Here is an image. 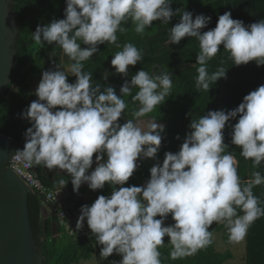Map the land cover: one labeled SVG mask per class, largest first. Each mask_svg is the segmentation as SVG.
Wrapping results in <instances>:
<instances>
[{"label":"clouds","instance_id":"obj_1","mask_svg":"<svg viewBox=\"0 0 264 264\" xmlns=\"http://www.w3.org/2000/svg\"><path fill=\"white\" fill-rule=\"evenodd\" d=\"M172 2L65 0L63 19L54 18L32 32L35 43L58 45L72 63L65 70L52 60L53 69L42 72L34 92L37 99L20 114L30 127L24 133L23 149L14 156L28 168L43 166L59 175L57 193L67 184L61 173L68 175L77 194L84 184L91 191L105 185L111 188L110 195L82 205L75 223L80 231L86 222L105 260L113 253L121 257L109 264H161L164 237L172 246L171 259L194 256L212 244L209 228L213 223L225 225L229 242L237 244L264 216V207L253 192L264 184V176L253 171L251 178L242 180L238 161L224 142V130L230 128L231 145L239 154L251 160L253 168L264 164V84L232 110L208 111L191 119L179 150L165 152L159 162L165 125L150 114L172 95V73L139 70L120 86L117 96L113 87L94 83L92 72L83 70L82 62L107 43L121 49L110 62L115 74L129 77V66L140 62L143 52L132 43L121 46L118 42L117 32L127 31L122 23L130 19L135 32L143 34L154 21L169 24L177 15L179 22L169 29L165 43L176 45L186 37L198 41V92H208L216 81L226 78L224 67L208 70L221 45L235 66L252 61L257 67L264 65V19L245 25L225 12L218 16L215 28L202 32L211 17L197 14L193 18L192 12L180 8L173 11ZM70 76L75 77L72 83ZM107 78L106 72L103 79ZM133 88L138 89L134 95ZM123 96H131L136 106L132 118L121 124L119 118L127 117L128 108ZM149 158L156 162L145 183L125 187L140 168L138 161ZM169 215L174 223L165 225Z\"/></svg>","mask_w":264,"mask_h":264},{"label":"trees","instance_id":"obj_2","mask_svg":"<svg viewBox=\"0 0 264 264\" xmlns=\"http://www.w3.org/2000/svg\"><path fill=\"white\" fill-rule=\"evenodd\" d=\"M10 7L18 28L15 42L17 59L7 88L0 92V133L6 134L14 143L20 145L25 141L26 129L30 127V124L22 119L20 114L33 100L37 99L33 90L35 78L43 71L53 69L52 60H55V66L59 68H64L72 61L64 55L58 45L46 43L40 45L32 39V32L38 25L43 26L54 18H64L65 0H11ZM170 7L173 11L178 8L190 11L193 13V18L197 14L211 17V22L201 30L202 32L215 28L218 16L225 12H230L233 19H239L245 25L264 19V0H173ZM179 19L178 15L174 16L169 24L154 21L143 34L135 32V25L129 19L121 25L127 31L117 32L118 42L121 46L125 43H132L143 52V59L135 66H129L128 79H131L132 75L142 69L150 74L170 71L173 75L172 95L158 108V111L150 114L157 118V121L165 123L164 139L157 154V160L160 162L163 161L165 152L179 150L186 132L189 131L188 125L191 119H198L208 111L232 110L242 102L245 95L264 84V65L257 67L252 61L246 65L235 66L229 53L221 45L220 51L208 62V70L209 73H212L219 67H224L227 69L226 78L216 81L208 92H198L195 87V79L198 75L196 69L199 67L196 64V56L200 51L198 41L195 38L186 37L176 45L166 46L165 43L169 36V29L177 24ZM81 47L86 46L81 45ZM119 50L121 49L107 43L99 45L98 52L93 54L92 59L82 62L83 70L92 72L94 83H100L102 87L110 86L103 79V71L109 59ZM184 64H186L185 67H183ZM153 65L156 66L153 68ZM108 79L121 84L125 82L121 75L115 74V69L112 66L108 71ZM74 81V76L68 77L69 83ZM14 89H18V91H14ZM114 89L116 90V88ZM136 91L138 89L133 88L132 95ZM122 98L128 105L125 110L127 119H131L130 113L136 105L132 102L131 96ZM119 122L123 124L121 119ZM235 122L233 120L231 123ZM230 131V128L224 130V142L229 145V149L226 151H231L235 155L241 179L251 178L253 171H260L264 176V164L253 168L251 160H245L239 154V149L231 145ZM177 135L180 139L175 138ZM93 159H95V154ZM145 160L143 161L146 164H143V161L140 163V168L129 178L125 187L140 186L149 178V169L155 161L150 158ZM35 169L45 186L52 189L57 188V182L61 178L59 175H55L54 172L48 171L43 166L35 167ZM61 175L67 180V187L74 193L68 175L66 173H61ZM253 192L260 199L261 206L264 207V184L255 186ZM78 193L88 194L84 199V204L91 205L97 196L110 195L111 188L105 185L102 190L91 191L85 185L78 190ZM49 205L50 202H46L44 196L36 191L28 196L31 225L40 244L45 264H81L82 260L89 259L92 255L98 264H109L108 262L114 259L115 253L111 255L110 261H104L100 255L102 246L96 244L94 237H90V230L86 222L80 231L88 233L68 235L49 210ZM44 206L47 207V213L43 212ZM238 214L242 215L243 213L238 210ZM171 223L174 221L169 215L165 225ZM73 230H75V224ZM209 230L212 233L221 231L222 239L225 242L229 240L228 229L225 225L213 223ZM164 242V246L159 249L161 264H224V261L230 256L229 251H217L214 248V242H212L211 245L199 250L194 256L173 260L170 258L172 246L168 243V237H164ZM119 258L116 256L114 260L119 261ZM245 264H264V216L257 219L248 229Z\"/></svg>","mask_w":264,"mask_h":264},{"label":"water","instance_id":"obj_3","mask_svg":"<svg viewBox=\"0 0 264 264\" xmlns=\"http://www.w3.org/2000/svg\"><path fill=\"white\" fill-rule=\"evenodd\" d=\"M10 1L0 0V92L7 88L17 59L15 42L18 28ZM112 58L105 66L103 77L111 67ZM155 66L153 65V68ZM185 66L186 64L183 65ZM122 78L130 82L127 77ZM104 80L116 88V95L119 96L122 84L108 78ZM119 119L125 123L127 117L122 114ZM24 143L25 141L17 145L9 136L0 133V264H45L40 244L33 232L28 209V196L33 190L8 165L16 150L23 149ZM95 166L94 163L89 172ZM77 204L80 207L83 205L80 201ZM72 213L76 215L74 210Z\"/></svg>","mask_w":264,"mask_h":264},{"label":"built area","instance_id":"obj_4","mask_svg":"<svg viewBox=\"0 0 264 264\" xmlns=\"http://www.w3.org/2000/svg\"><path fill=\"white\" fill-rule=\"evenodd\" d=\"M8 165L29 184L33 191L43 195L46 202H50L49 210L56 217L58 224L64 227L69 235L88 233L87 231L76 232L73 230L67 218V211L57 204V191L44 185L39 179L35 168H28L24 163L18 162L14 155L11 157Z\"/></svg>","mask_w":264,"mask_h":264},{"label":"crops","instance_id":"obj_5","mask_svg":"<svg viewBox=\"0 0 264 264\" xmlns=\"http://www.w3.org/2000/svg\"><path fill=\"white\" fill-rule=\"evenodd\" d=\"M161 124H165L164 122H160ZM141 163V162H140ZM144 184V183H143ZM86 184L84 185H81V187L85 186ZM142 185V184H140ZM80 187V188H81ZM79 188V189H80ZM56 190V189H55ZM58 195V200H57V204L59 205V207L65 209L67 211V218H68V221L69 223L71 224L72 228H73V225L76 223V220L79 216V209H80V205H78L77 203L80 201L83 205H84V199H86V197L88 196V194H83V193H78V194H74L71 192V190L67 187V185L59 192L57 193ZM73 210L75 211L76 215L73 214ZM47 207L44 206L43 207V212L44 213H47ZM66 232V231H65ZM67 233V232H66ZM213 233H216L217 236L218 234L221 235V232L220 231H215ZM68 234V233H67ZM69 235V234H68ZM218 238V237H217ZM216 237L213 238L215 239V244H216V250L217 251H220V252H224V251H229L230 252V256H228V258L224 261V264H231V263H234L237 259H236V255H235V251L238 249V251H241L240 254H242V259H244V264H245V252H246V237L245 239L243 240V243L240 242V243H237V244H234V243H230L229 240L227 242H225L223 239H222V242L221 244L224 246L222 248H219L217 246V239ZM214 242V241H213ZM219 245V244H218ZM242 245H244L245 249H244V252H243V249H242ZM236 247V248H235ZM220 249V250H218ZM243 252V253H242ZM117 257H120L119 255L115 254ZM92 259V258H90ZM90 259H86L84 261L81 262V264H86L85 261H88ZM97 264V263H96Z\"/></svg>","mask_w":264,"mask_h":264},{"label":"rangeland","instance_id":"obj_6","mask_svg":"<svg viewBox=\"0 0 264 264\" xmlns=\"http://www.w3.org/2000/svg\"><path fill=\"white\" fill-rule=\"evenodd\" d=\"M67 66H68V64H66L65 66H64V69L65 70H67ZM41 75H42V73H40V74H38L37 75V77L35 78V80H34V82H33V90H34V92H35V89H36V87H37V85H38V83H39V81H40V79H41ZM157 122H159V121H157ZM146 161V160H145ZM145 161H143V164H146V162ZM159 161V160H158ZM139 163L140 162H142V161H138ZM156 162V161H155ZM160 162V161H159ZM221 232V231H220ZM213 234V236H212V239L213 238H217L218 240H217V246L219 247V248H222V247H224L222 244H221V242H222V235H220V234H218V236H217V234L216 233H212ZM213 241H214V248H216V244H215V239H213ZM242 243H243V241H242ZM219 244V245H218ZM242 247V249H243V252H244V249H245V247H244V245H242L241 246ZM236 248V247H235ZM218 250H220V249H218ZM220 252V251H219ZM242 252V253H243ZM241 253V251H238V249L235 251V255H236V261L234 262V263H231V264H244V259H242V254H240ZM91 258L92 259H90V260H88V261H85V263L86 264H96L97 263V261H96V259H95V257L92 255L91 256ZM111 256H109L108 258H107V260L108 261H110L111 260ZM104 259V258H103ZM114 259H116V256L114 255ZM114 259H112V261L114 260ZM121 259V257L118 259V260H120ZM82 261H84V260H82ZM81 261V262H82ZM104 261H105V259H104ZM109 263V262H108ZM98 264V263H97Z\"/></svg>","mask_w":264,"mask_h":264},{"label":"flooded vegetation","instance_id":"obj_7","mask_svg":"<svg viewBox=\"0 0 264 264\" xmlns=\"http://www.w3.org/2000/svg\"><path fill=\"white\" fill-rule=\"evenodd\" d=\"M160 123V122H159Z\"/></svg>","mask_w":264,"mask_h":264}]
</instances>
